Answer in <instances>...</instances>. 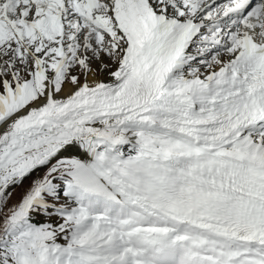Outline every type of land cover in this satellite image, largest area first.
Here are the masks:
<instances>
[{"label":"snow or ice","instance_id":"snow-or-ice-1","mask_svg":"<svg viewBox=\"0 0 264 264\" xmlns=\"http://www.w3.org/2000/svg\"><path fill=\"white\" fill-rule=\"evenodd\" d=\"M0 264H264V0H0Z\"/></svg>","mask_w":264,"mask_h":264},{"label":"rangeland","instance_id":"rangeland-1","mask_svg":"<svg viewBox=\"0 0 264 264\" xmlns=\"http://www.w3.org/2000/svg\"><path fill=\"white\" fill-rule=\"evenodd\" d=\"M29 183H30V181H26L23 186H21L15 190L10 203L14 204V203H17L19 201L20 195L23 193L24 189L27 188Z\"/></svg>","mask_w":264,"mask_h":264}]
</instances>
